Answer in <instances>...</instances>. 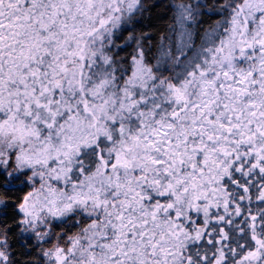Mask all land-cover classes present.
Wrapping results in <instances>:
<instances>
[{"label":"snow or ice","instance_id":"6c2138e0","mask_svg":"<svg viewBox=\"0 0 264 264\" xmlns=\"http://www.w3.org/2000/svg\"><path fill=\"white\" fill-rule=\"evenodd\" d=\"M0 264H264V0H0Z\"/></svg>","mask_w":264,"mask_h":264}]
</instances>
